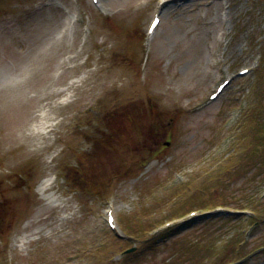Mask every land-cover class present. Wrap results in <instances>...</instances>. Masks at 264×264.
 <instances>
[{"label":"rangeland","instance_id":"rangeland-1","mask_svg":"<svg viewBox=\"0 0 264 264\" xmlns=\"http://www.w3.org/2000/svg\"><path fill=\"white\" fill-rule=\"evenodd\" d=\"M181 2L0 0V264H264V218L201 209L262 196L263 217L264 143L243 152L251 115L264 117V0ZM53 39L73 47L50 56L49 75L62 70L59 58L77 57L45 90L41 55ZM85 76L53 134L38 146L11 142L4 118L20 106L6 103ZM46 180L45 195L67 208L25 227L46 206L38 189ZM22 235L24 246L15 241Z\"/></svg>","mask_w":264,"mask_h":264},{"label":"bare ground","instance_id":"bare-ground-1","mask_svg":"<svg viewBox=\"0 0 264 264\" xmlns=\"http://www.w3.org/2000/svg\"><path fill=\"white\" fill-rule=\"evenodd\" d=\"M172 1V0H171ZM182 0H174L176 5L179 3V7H182L184 5ZM174 3V5H175ZM168 5V1L162 3V5L158 6V11H163L166 6ZM175 5V6H176ZM214 36L212 40V47L210 48V51L213 53L215 51V46L220 44V40L222 38V34L219 36H216L217 33L221 30L220 27H217L214 29ZM62 38L65 40L66 34H62ZM63 39H53V42L49 47L44 48L41 60L44 63V66L41 68V84L46 86L45 90L50 89L51 87H57L61 84V82L64 79L65 76V65L72 63V61L77 57L75 55H68L66 59H58L57 64L54 67V70H60L59 73H55L52 75H49L48 72L51 71L49 62L47 61L50 56L58 54L60 51H64V54L71 52V48L73 47V44L70 46L65 45V41ZM47 42V41H46ZM45 42V43H46ZM66 46V47H65ZM68 48L67 52L65 49ZM62 54V55H64ZM78 55V54H77ZM212 63V62H211ZM63 77V79H62ZM87 81V77H79L75 80H72L68 86L62 88V89H55L51 92H45L43 95L41 94L37 98H32L27 102H23L20 100V98H16L13 102H8L5 105L7 107H16L20 106L19 108L15 109L19 112H15L17 116L11 117L8 113L7 120L4 118L6 123V129H9L8 137L10 138L11 142L16 144L19 141L29 145V146H38L41 144L45 139L49 137L50 134H53L55 132V129L61 124L63 119L59 118L62 104H68L73 101V97L76 95L75 90L83 85L84 82ZM66 92V93H65ZM74 92V93H73ZM59 95H67V99L65 98L62 102L57 103H50V97H57ZM40 102H44L41 104V112L37 114H33L29 116L27 113H23L24 108H28V105L31 106L32 103H38L40 105ZM47 109V110H46ZM14 113V114H15ZM22 114V115H21ZM39 192L43 195V198L47 200L46 206L44 208L39 209L37 214L34 216V219L29 221L28 224L25 226H29L32 222H36L39 220V217L46 212V210L51 208H59L61 210H64L67 208V204L64 200H60L57 197H54L53 194H47L45 193L48 190H53V183L49 180L43 181L39 184ZM45 226L38 227L35 229L34 233H41ZM50 231H47V234H49ZM30 236V235H29ZM29 237L27 235H22L15 239L16 242H19L20 246H24L25 244L29 243Z\"/></svg>","mask_w":264,"mask_h":264},{"label":"trees","instance_id":"trees-1","mask_svg":"<svg viewBox=\"0 0 264 264\" xmlns=\"http://www.w3.org/2000/svg\"><path fill=\"white\" fill-rule=\"evenodd\" d=\"M256 114V113H255ZM254 116V119H253ZM251 129L253 128L252 137L249 140L250 146L243 152V155L246 156L249 153L254 151V142L258 143H264V117H261L260 119H255V115H251ZM259 133V134H258ZM258 134V135H257ZM257 164L264 166V157L261 161H259ZM262 196H256L254 198H251L248 203L240 204V205H231V204H225L222 202H215L214 206H208V205H202L201 209L204 211L216 208L217 206L227 208L232 207L236 211H242V212H249L250 219H254V223H257L258 219L264 218V213H262L263 217H260L261 210L259 209L260 201L263 199ZM244 257H241L239 260H243ZM243 263V262H242ZM240 263V264H242Z\"/></svg>","mask_w":264,"mask_h":264},{"label":"water","instance_id":"water-1","mask_svg":"<svg viewBox=\"0 0 264 264\" xmlns=\"http://www.w3.org/2000/svg\"><path fill=\"white\" fill-rule=\"evenodd\" d=\"M167 144V143H166ZM130 251H132V250H130Z\"/></svg>","mask_w":264,"mask_h":264}]
</instances>
